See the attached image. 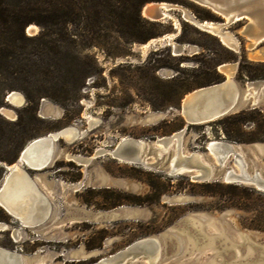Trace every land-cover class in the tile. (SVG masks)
Instances as JSON below:
<instances>
[{
    "label": "rangeland",
    "instance_id": "rangeland-1",
    "mask_svg": "<svg viewBox=\"0 0 264 264\" xmlns=\"http://www.w3.org/2000/svg\"><path fill=\"white\" fill-rule=\"evenodd\" d=\"M151 2L140 9L147 20L143 8ZM157 2L171 5L169 16L153 21L155 35L144 42H125L111 31L100 46L80 47L76 38V43L60 49L68 51L66 57L58 51L51 54L49 63H56L52 81H58L62 61L76 62L74 52H80L87 75L76 102L39 98L36 120L31 124L33 136L28 141L66 126L77 127L80 136L69 142L59 138L55 142L58 155L46 168L32 171L20 166L48 198L51 212L37 226H22L9 215L10 221L4 222L8 230H0V244L9 245L5 248H16L25 255L37 253L39 262L45 264H92L140 238L169 231L171 236L158 261L152 255L128 264H264V189L247 182L192 180L185 172L169 174L164 168L123 161L109 153L123 137L154 140L185 128L182 100L206 86L200 82L214 69L222 80L233 79L240 91L247 82L263 80L247 78L246 71L264 62V41L252 50L247 48L249 41L241 34L245 21L223 27L237 39L238 49L234 50L184 15L187 10L198 21L221 23L222 18L210 9L191 0ZM30 25L35 27L29 30ZM30 25L26 34L37 35L40 26ZM27 44L21 74L7 68L0 76V108L12 114L0 110V126L7 134L12 130L8 123L18 116L22 120L29 117L22 111L27 104L24 92L8 87L21 85L31 92L48 79L40 72L48 59L32 56L33 44ZM222 64L233 67L230 76L220 69ZM10 92L19 93L24 101L9 104L5 98ZM252 100L250 95L236 112L188 124L180 135L181 151L203 153L215 140L237 143L249 174L264 173V156L256 145L264 142V96L256 106L249 104ZM100 151L105 152L95 155ZM70 155L91 160L80 165L70 161ZM149 158L153 161L154 157ZM204 158L216 163L209 153ZM227 167L238 171L233 156Z\"/></svg>",
    "mask_w": 264,
    "mask_h": 264
},
{
    "label": "trees",
    "instance_id": "trees-1",
    "mask_svg": "<svg viewBox=\"0 0 264 264\" xmlns=\"http://www.w3.org/2000/svg\"><path fill=\"white\" fill-rule=\"evenodd\" d=\"M150 1L163 0H0V76L7 68L17 76L21 74L19 68L29 45L27 42L33 44L30 51L32 56L43 55L44 59H48L40 71L48 77L44 84L38 83L31 92L21 85L8 87L24 92L27 104L22 111L29 117L22 120L18 116L14 123H8L12 127L8 134L0 126V181L7 172L5 166L16 161L23 146L33 136L31 124L36 120L39 98L76 102L84 86L87 70L80 52H74L76 62L67 64L62 61L59 64V79L56 82L51 78L52 69L56 66L55 62L49 63L53 61L51 54L61 52L65 44L76 43V38H79L80 47L100 46L102 39L109 36L111 31L129 43L148 40L155 35L156 23L141 17L140 9ZM30 23L40 26L37 35L26 34L25 28ZM67 52L61 54L66 57ZM246 72L248 79L264 80V62L259 63L257 69ZM221 80L220 73L214 69L212 74L202 78L200 84L209 85ZM238 140L246 141L240 137ZM0 221H10L9 214L1 207ZM0 245L9 247L4 243Z\"/></svg>",
    "mask_w": 264,
    "mask_h": 264
},
{
    "label": "water",
    "instance_id": "water-1",
    "mask_svg": "<svg viewBox=\"0 0 264 264\" xmlns=\"http://www.w3.org/2000/svg\"><path fill=\"white\" fill-rule=\"evenodd\" d=\"M199 5L210 8L211 10L219 13L222 18L221 23L227 19L229 23H235L238 21H245V25L241 30V34H243L246 39L257 40L260 42L264 41V0H191ZM159 3L157 1L151 2V6L149 10L144 14L151 21H158L163 19L164 15L159 7ZM249 41V40H248ZM247 48L250 49V45H247ZM181 46L177 47V53H179ZM231 82L224 78L222 81L213 83L210 85L199 87L191 92H193V98H207L214 96L215 94H219L218 99H216L219 103H221V107L215 108L211 110L209 113H206L198 118L196 116L187 118L186 126L188 124H197V122L203 121H211L215 116L222 117L229 114L231 110V105L233 103L232 99H227L225 97V93L230 89ZM251 86L256 90H259L260 98L262 99L264 96V80H256L252 82H247L246 87ZM245 87V88H246ZM244 88V89H245ZM190 93V92H189ZM5 100H8V94L6 95ZM192 100V99H191ZM232 101V102H231ZM189 99H185L181 104L180 110L187 109ZM230 107V108H228ZM220 115V116H219ZM185 128H181L178 132L173 133L169 136L157 137L154 140L148 138H133V137H123L119 140V142L115 145L113 150L109 153L120 160L142 164L147 167L153 168H170L171 157L176 153V160L174 161L171 168L172 172L175 174L174 169L178 168V165H183L186 169V173L192 180H200V181H208V180H222L223 177L227 176L226 180H235L236 182L245 181L250 185L255 187H262L264 189V173H253L249 174V167L245 164V160L243 155L241 154V147L237 143L228 142L225 140H215V150L213 154L216 156L217 163L215 164H206L201 159V157L197 154L193 155L192 152L189 155H183L181 151V137L179 135L176 137V144H172L171 141L175 134L183 133L186 130ZM77 128V127H76ZM61 129L55 131L54 135L59 134ZM49 134L39 136L33 138L32 141H28L23 148L21 149L16 161L12 164L18 163L19 166H25L26 169L32 171H40L47 167L45 165L42 169L31 168L28 167L24 162H22V156L24 152L30 147L33 142L44 139L48 137ZM50 136V142L52 146L55 147V142L62 138L59 135ZM160 144L162 147H157ZM254 145V144H252ZM259 147L261 155L264 156V142H260L256 144ZM170 146V147H169ZM167 149V151H165ZM56 150V149H55ZM161 152V156L158 155L157 152ZM209 148L207 145L205 146V151L201 153L203 159L204 156L208 153ZM105 151L97 152L95 155H101ZM57 152L55 151L54 155ZM150 155H153V161H149ZM230 156H233V163L238 164L236 158L240 161L241 166H245V171H242L240 174L235 173L231 167H227L225 169V165ZM70 161L77 162L80 165L88 164L91 160L89 157L84 156H69ZM11 165H6V174L0 181V207L4 209L13 219L19 222L22 226H37L43 223L50 215L51 212V204L48 198L41 193L33 177L24 169L20 167V171H16ZM194 171H198L200 174L192 175ZM179 174V173H176ZM22 175L27 178L29 184L31 185L33 191L38 194L39 200L41 204L38 205V210L35 212L34 217L35 221L33 222H24L19 216H15L9 212L8 207V190L10 186L13 184L14 180ZM193 176V177H191ZM177 197H172L171 199H175ZM47 215L45 216L46 211ZM50 209V210H49ZM8 228V225L4 222L0 221V230H5ZM17 230H12V237L17 238ZM171 233L164 232L159 235H152L140 238L133 243L126 246L124 249L119 250L115 254H112L108 257L100 258L97 262L92 264H128L130 260L139 259L137 257H149L152 255H156V261H158L162 255L163 244L166 239L170 238ZM173 238V237H171ZM174 240L175 237L173 238ZM176 246H177V241ZM80 253H78V256ZM235 263H237L238 256L236 253H233ZM39 255L34 253L32 255H25L18 251L16 248L9 249L0 246V264H45V262H39Z\"/></svg>",
    "mask_w": 264,
    "mask_h": 264
},
{
    "label": "bare ground",
    "instance_id": "bare-ground-1",
    "mask_svg": "<svg viewBox=\"0 0 264 264\" xmlns=\"http://www.w3.org/2000/svg\"><path fill=\"white\" fill-rule=\"evenodd\" d=\"M158 5L162 10L163 15H164L163 18L165 19V17L169 16V10H170L171 5L169 3H166V2H161ZM150 6H151V4H147L144 6V8H143L144 14L149 10ZM203 7H205V6H203ZM206 8H208V7H206ZM208 9H210V8H208ZM211 11L215 14L220 15L219 13H217L214 10H211ZM184 15L189 21L194 22L199 27H202V28L206 29L207 31L211 32L212 34H214L215 36H217L219 38V40L221 41V43H223L224 45H227L234 50L238 49V42H237L236 37L231 32H229L227 30H223V27L225 25L229 24L227 19L224 21V23L206 21V20L198 21L196 19V17L191 12H188L187 10H184ZM33 27H35V26L30 25V26H28L27 29L30 30V28H33ZM248 40H249L248 45H250V47L252 46V48H250V50L254 49L256 47V45L259 43V41H257V40L256 41L251 40V39H248ZM153 41L154 40H152L151 42H153ZM219 67H220V69L222 68L224 70L226 75L228 73H229V76L232 74V71H233L232 66H228L227 64H222ZM226 79L231 82L230 89L227 90V92L225 93V97L227 99H232V101H233L232 105L230 106L231 107V110L229 111L230 113L236 112L241 107H243L247 103L250 95L253 96V100L251 102H249V104H251V106H256L258 103L261 102L262 99L260 98V93H262V90L260 92L259 90H256L255 88H252L251 86H248L245 89H243L242 91H240L236 82L233 79H231V78H226ZM192 93L193 92L188 93L182 100V102L184 101V103H185V99H189V102H188L189 107L187 109L180 110L182 115L184 116L185 122L187 121V118H190L193 116L201 118L202 115L209 113L211 110H214L215 108L219 109L221 107V103H219L216 100V99H218L219 94H215L214 96L207 97V98H193ZM6 101L9 104H11L10 102H12L14 104L20 105L24 101V98L19 93L10 92V93H8V100H6ZM230 107H228V108H230ZM0 110H1V113H2V111H4V113L10 114L8 109L6 110L5 108L2 107V108H0ZM10 115H12V114H10ZM216 118H218V116H215L213 119H216ZM201 122H206V121L201 120L197 123H201ZM55 133L56 132L48 133L49 134L48 137L41 139V140H38L36 142H33L30 145V147L24 152V154L22 156V162H24L28 167L37 168V169H42V167H44L45 165H49L51 160L58 155V151L55 150V147L52 146V144L50 142V136L54 135ZM177 133H179V132H177ZM181 134L182 133L175 134L171 143L176 144V137L178 135L180 137ZM57 135H59L60 137L64 138L66 141L69 142V141L74 140L78 136H80V133L76 127H74V126H68L67 127L66 126V127L61 128L59 134H57ZM57 135H54V137ZM32 140L33 139H31L30 141H32ZM157 147L160 148L162 146L160 144H158ZM207 147L209 148L208 153L213 157V161H215L217 163L216 156L213 154V152L215 150L214 141H210L209 144L207 145ZM55 151L57 152L56 155H54ZM165 151H167V149H165ZM197 152L198 151H194V152H192V154L195 155V154H197ZM157 153L159 156H161V152L158 151ZM182 154L183 155H189L191 153L189 152L187 154V153H184L182 151ZM198 155L201 157V159L204 161V163L215 164V163H212L210 161L204 160L202 157L203 155L201 153L198 152ZM150 159H152V158H150ZM150 159H149V161H151ZM175 160H176V153L174 151V154L172 155L171 161H170V168H167V167L164 168L165 172H167L169 174H174L172 172L173 169L171 168V166L173 165ZM236 160L238 161V164H235V165L237 166L238 171H235V169L233 167H231V169L235 173L240 174L242 171H245L246 167L241 166L240 161L237 158H236ZM10 167H13L16 171H20V166L18 163L12 164V166H10ZM174 171L176 173H179V174H181L182 172H185V173L187 172L186 169L181 164L178 165V168L174 169ZM255 173H257V172H255ZM198 174H200L198 171H194L192 173V175H198ZM191 177H193V176H191ZM223 178L224 179H222V181H224V182H236L233 179L226 180V178H227L226 174ZM239 182H245V181H239ZM40 204H41V201L39 200V196L37 193H35L33 191L31 185L29 184V182L27 180V178L22 176V175H19L14 180L13 184L10 186V188L8 190V207H7V209L9 210V212L15 216H19L22 219V221H24V222H33V221H35L34 214L38 210V205H40ZM47 212H50V211H48V209H47L45 216L47 215Z\"/></svg>",
    "mask_w": 264,
    "mask_h": 264
}]
</instances>
